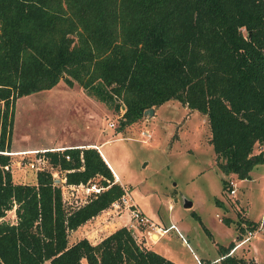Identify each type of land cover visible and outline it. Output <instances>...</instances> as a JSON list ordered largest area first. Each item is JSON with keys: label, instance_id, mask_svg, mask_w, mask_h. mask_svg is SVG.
I'll return each mask as SVG.
<instances>
[{"label": "trees", "instance_id": "1", "mask_svg": "<svg viewBox=\"0 0 264 264\" xmlns=\"http://www.w3.org/2000/svg\"><path fill=\"white\" fill-rule=\"evenodd\" d=\"M61 80L113 109L123 105L117 132L178 99L206 115L225 176L248 179L264 164V151H255L264 146V0H0V264H178L126 225L96 243H69L71 229L123 193L97 148L45 150L67 184L101 176L104 189L80 204L66 206L47 168L35 182L13 180L15 102ZM10 209L15 222L2 219ZM237 215L222 220L234 222L240 239L260 221ZM234 244L220 245V255ZM220 260L249 264L236 255Z\"/></svg>", "mask_w": 264, "mask_h": 264}, {"label": "rangeland", "instance_id": "2", "mask_svg": "<svg viewBox=\"0 0 264 264\" xmlns=\"http://www.w3.org/2000/svg\"><path fill=\"white\" fill-rule=\"evenodd\" d=\"M122 106L119 110L113 109L89 97L78 83L68 86L63 80L50 89L17 98L12 150L8 151L13 180L35 182L37 169L31 164L45 154L35 151L55 149L72 140L91 139L101 143L103 154L137 204L146 211L151 208L163 219L176 217L186 226L191 237L183 232L184 236L199 255L215 259L220 256V245H228L231 241L236 244L239 231L234 222L226 224L222 218L228 216L237 220L239 211L245 216L243 202L245 210H249L247 216L262 219L264 164L254 167L252 180L244 183H239L234 175L223 176L209 140L210 128L205 114L173 98L156 106L152 114H143L139 120L117 132L124 110ZM144 131L150 132L151 136H145ZM42 165L51 170L55 178L61 177L60 169L53 167L47 159ZM100 178L97 175L92 182L100 185ZM222 178L228 182L226 187ZM230 179L236 182L234 194L230 191ZM61 187L67 207L87 199L81 188L71 189L62 184ZM216 197L225 204V211L216 205ZM187 202L191 205L185 206ZM2 219L15 222L14 209L7 210ZM128 227L132 228L138 241L147 246L145 233H141L146 230L152 239L147 226L129 224ZM247 235V230L242 233V237ZM72 238L70 230L68 240ZM161 245L169 246L187 264H196L192 252L175 230L161 237L152 247ZM233 255L242 256L249 263L255 260V264H264V231H258L249 241L236 247ZM211 264H221V260Z\"/></svg>", "mask_w": 264, "mask_h": 264}, {"label": "crops", "instance_id": "3", "mask_svg": "<svg viewBox=\"0 0 264 264\" xmlns=\"http://www.w3.org/2000/svg\"><path fill=\"white\" fill-rule=\"evenodd\" d=\"M60 82V81H59ZM58 82V83H59ZM90 97V96H89ZM92 98V97H91ZM119 132V131H118ZM56 142V141H55ZM57 144L58 143H65L63 141H58L56 142ZM62 145V144H61ZM71 146H77V147H86V146H93L95 148H97V150L100 152V154L102 155V157L104 158V160L106 161V163H108L111 167V169L113 170V172L115 173L116 175V181H120L121 184H124V182L120 179L118 173L115 171V169L112 167V165L110 164V162L108 161V159L105 157V155L103 154L100 146H101V143H97V141L95 140H91V139H82V140H79V141H71L69 142V144L67 145H62V146H56V147H71ZM263 150L264 151V146H262L261 148H258L256 147L255 148V151H259V150ZM42 150V149H41ZM258 166V165H257ZM256 167V166H255ZM61 171V177L58 178L60 179V181H63L65 180V171L63 170H60ZM252 170L250 171V178L248 179H239L237 178L238 182L239 183H244V182H247V181H250L252 180ZM223 176H225L223 173H222ZM234 174L230 175V176H233ZM235 176V175H234ZM64 187H67V188H70L69 184H62ZM136 202V201H135ZM137 203V202H136ZM139 205V204H138ZM218 205V204H216ZM140 206V205H139ZM171 205L169 204V207ZM243 206H244V211L249 212L248 208H246L247 210H245V207H246V204L243 202ZM219 207L222 209V211H225L226 208H225V204L222 203L221 205H219ZM140 208L146 213L148 214L153 222L158 225V226H162V227H168L169 225L171 224H175L176 227L180 230V232H182V234L184 235L183 232H185L189 237L190 236V233L189 231L186 229V226L180 224V222L178 220H176V217L174 218L173 217H168V220L167 219H163L162 217H160L159 214L156 213V211L152 210L151 208H148V211H146L145 209H143L142 206H140ZM263 208H264V205H263ZM109 210H111L108 207L102 209L99 213H97L96 215L92 216L91 218L87 219L85 222H83L82 224H80L77 228L75 229H71V234H73V238L71 239V241H69V243H72L82 237H86L88 238V240L92 243H96L98 242L99 240H101L104 236H106L107 234L111 233L113 230H115L117 227L119 226H122V225H126L128 226L130 223H132L131 219H130V216L128 215V213L126 212V210H123L122 213L120 215L114 213L113 211L110 213ZM108 213L107 216H105L106 213ZM247 214L245 213V216H247ZM162 216V215H161ZM228 217V216H226ZM249 217V216H247ZM250 218V217H249ZM250 219H253L255 221H260L261 219H255V218H250ZM121 222H120V221ZM202 220V219H201ZM115 223H118L116 226H113V224ZM230 224H233V222H231ZM133 227H135V224L133 225ZM171 230H175V233L181 238V236L179 235V233L177 232V230L175 228H170L166 233H164L163 235H157L156 238H154L152 235L153 233H151V237L152 239H150V237L148 236V233L143 231L141 233H145L144 235V243L147 245V247L149 248H152L153 250L159 252L160 254L166 256L167 258L175 261L176 263L178 264H187L182 258L180 255H178L177 253H175L169 246L167 245H161L159 247H152V245L154 244H157L161 237H163L164 235H166L167 233H169ZM237 236V234H236ZM182 240V238H181ZM187 240V239H186ZM216 242V241H215ZM182 243L185 244L189 250L192 252V255H193V258L195 259L194 257V254L198 255L203 261H205L206 263L208 264H211V261L213 260V258H209V257H206L205 255H199L197 254L194 249L192 248V246L189 244L188 240L187 242H184L182 240ZM227 244V243H225ZM224 244V245H225ZM249 252V251H248ZM85 260H82V264H87V262L85 263L84 262ZM196 261V260H195ZM249 264H255V260H253L251 263Z\"/></svg>", "mask_w": 264, "mask_h": 264}, {"label": "built area", "instance_id": "4", "mask_svg": "<svg viewBox=\"0 0 264 264\" xmlns=\"http://www.w3.org/2000/svg\"><path fill=\"white\" fill-rule=\"evenodd\" d=\"M145 136L150 137L151 134L150 132L144 131L143 132ZM72 147V146H71ZM64 147H55V149H45V150H63ZM45 150H37L36 152H45ZM66 158H69V155L66 154L65 155ZM48 158L47 156L44 155H40L38 158H36V162H32V167L35 166L37 170L39 169H43L45 168L42 164L45 163V160ZM6 168H8V165L5 166ZM112 170V169H111ZM113 172V170H112ZM114 177L116 178L115 173L113 172ZM55 177V176H54ZM57 180H55L56 182H60V179L55 178ZM61 184H67L65 183V180L61 181ZM121 184V183H120ZM229 184L231 185V193L234 194L236 188V182L233 179L229 180ZM123 187V193L116 198L115 200H113L111 202V204L109 205V208L116 214L120 215L122 213L123 210L128 211V214L130 216V219L132 221V223H130L132 226L134 224H141V225H146L147 226V230L150 233L156 234V235H163L164 233H166L170 228H175L177 230V232L179 233V235L181 236L182 240L184 242H187L186 237L182 234V232H180V230L176 227L175 224H171L168 227H162V226H158L156 225L152 219H150L148 217V215L140 208V206L135 202V200L133 199L130 190L124 185L121 184ZM71 189H79L81 188V190L84 192L86 198L88 199L89 196H91L93 193H99L102 189H104V186L101 185H97V183L92 182V181H87L85 183H78V184H69ZM87 199H84L83 202H85ZM82 203V202H81ZM80 204V203H79ZM262 219L260 220L259 224L255 227L252 228L251 230L248 229L247 230V236L245 237H241L240 239H238V241L236 242V244H234L231 249L225 254V255H220L219 257L213 259L211 262H216L219 261L221 258H223L226 255H233L234 250L236 249V247L240 246L243 242H247L251 239V237L257 235L258 231H264V214L262 215ZM152 230V231H151ZM195 260H196V264H208L205 261H203L198 255L194 254Z\"/></svg>", "mask_w": 264, "mask_h": 264}, {"label": "water", "instance_id": "5", "mask_svg": "<svg viewBox=\"0 0 264 264\" xmlns=\"http://www.w3.org/2000/svg\"><path fill=\"white\" fill-rule=\"evenodd\" d=\"M122 107L125 108L124 106H122ZM153 112H154L153 107H149V108L145 109L143 113L144 114H146V113L152 114ZM55 180H57V179H55ZM190 205H191V202H187L185 204V206H190Z\"/></svg>", "mask_w": 264, "mask_h": 264}, {"label": "bare ground", "instance_id": "6", "mask_svg": "<svg viewBox=\"0 0 264 264\" xmlns=\"http://www.w3.org/2000/svg\"><path fill=\"white\" fill-rule=\"evenodd\" d=\"M156 237H157V235L155 234V235H154V238H156Z\"/></svg>", "mask_w": 264, "mask_h": 264}]
</instances>
